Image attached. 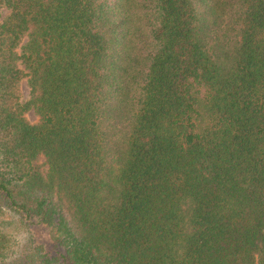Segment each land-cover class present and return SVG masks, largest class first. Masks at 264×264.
<instances>
[{"label": "trees", "instance_id": "16d2710c", "mask_svg": "<svg viewBox=\"0 0 264 264\" xmlns=\"http://www.w3.org/2000/svg\"><path fill=\"white\" fill-rule=\"evenodd\" d=\"M1 9L0 264H264V0Z\"/></svg>", "mask_w": 264, "mask_h": 264}, {"label": "rangeland", "instance_id": "374dc122", "mask_svg": "<svg viewBox=\"0 0 264 264\" xmlns=\"http://www.w3.org/2000/svg\"><path fill=\"white\" fill-rule=\"evenodd\" d=\"M7 13L6 9H1L0 10V20L1 18ZM18 93L20 100L23 102L29 98V87H28V82L26 78H22L19 81L18 84ZM25 116L27 120L31 123H34L37 121V115L35 114L33 109H29L26 113ZM40 162H42V159H40ZM26 235L28 236V233H25L24 231H20L18 234H15V253L10 256L6 261L8 263L6 264H18L20 262V259L23 258V251L25 246L27 245V240H26ZM17 245V246H16Z\"/></svg>", "mask_w": 264, "mask_h": 264}]
</instances>
